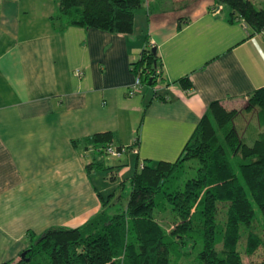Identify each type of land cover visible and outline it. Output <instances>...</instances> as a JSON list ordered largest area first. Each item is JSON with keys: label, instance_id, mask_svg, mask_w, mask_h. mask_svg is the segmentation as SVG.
I'll return each mask as SVG.
<instances>
[{"label": "crops", "instance_id": "obj_1", "mask_svg": "<svg viewBox=\"0 0 264 264\" xmlns=\"http://www.w3.org/2000/svg\"><path fill=\"white\" fill-rule=\"evenodd\" d=\"M178 1H148L124 34L64 25L56 0H0V264L31 233L80 227L102 209L108 188L87 168L98 159L86 139H138L135 172L174 162L213 101L238 109L264 86V33L214 0ZM154 47L161 83L130 95L132 64Z\"/></svg>", "mask_w": 264, "mask_h": 264}, {"label": "trees", "instance_id": "obj_2", "mask_svg": "<svg viewBox=\"0 0 264 264\" xmlns=\"http://www.w3.org/2000/svg\"><path fill=\"white\" fill-rule=\"evenodd\" d=\"M56 1L53 19L64 25L129 34L137 11L150 0ZM183 1L185 6L193 0ZM214 1L213 10L225 5L232 21L242 18L252 34L264 33V9L252 0ZM159 66L153 48L144 49L132 64L143 84L153 87L161 83ZM244 111L255 112L264 129V86L249 95L243 110L213 101L176 161L146 162L135 172L124 210H108L104 200L80 227L31 233L26 257L2 264H42L41 255L49 264H247L243 252L252 256L264 250V131L248 144L236 125ZM112 141V133H97L84 147L104 154L98 149ZM94 159L89 170L105 168L104 160ZM189 167L194 173H188Z\"/></svg>", "mask_w": 264, "mask_h": 264}, {"label": "rangeland", "instance_id": "obj_3", "mask_svg": "<svg viewBox=\"0 0 264 264\" xmlns=\"http://www.w3.org/2000/svg\"><path fill=\"white\" fill-rule=\"evenodd\" d=\"M166 1L168 0H165V2ZM252 1L256 5V7L264 9V0ZM152 7H154V4H152ZM224 7H226V10H229L227 6L224 5ZM140 9L146 11L149 8L145 5ZM246 104L247 100L245 102L242 101L239 104L238 109L243 110ZM236 125L240 134L244 137L245 141L248 144H253L255 140L260 137L261 132L264 131V129L261 128L257 122V114L253 111H244L243 113H241L236 118ZM92 153H94L95 157L98 160H104L105 164V168L94 169V173H97L98 175L94 176L93 181L96 182V186H98L100 189L102 188L101 185L107 186L108 191H105L103 195L104 200L110 203L109 206L112 208V211L117 212L124 210L127 206L128 199L132 190L130 177L134 174L136 170V163L134 160L135 157L133 156L135 154L134 151H124L122 153L121 159L120 157L111 156L106 153L99 154L98 152L94 151ZM129 154L130 161L128 163ZM90 157L91 159L93 158L91 154ZM123 168H126V171H121V169ZM127 169H129L130 171L128 172ZM194 171L195 169H193L192 167L188 168L189 174L194 173ZM242 242L243 244H245V238H243ZM243 258L247 264H264V250L262 247H260L257 252L252 256H248L243 252ZM39 259L42 264H49V258L46 255L39 256Z\"/></svg>", "mask_w": 264, "mask_h": 264}, {"label": "built area", "instance_id": "obj_4", "mask_svg": "<svg viewBox=\"0 0 264 264\" xmlns=\"http://www.w3.org/2000/svg\"><path fill=\"white\" fill-rule=\"evenodd\" d=\"M237 20H240L244 25H247L244 19L237 18ZM76 73L78 75H81L82 74V72L79 71V70H77ZM142 86H143L142 78H141V76L139 74H137L134 84L129 89V94L130 95H134L135 93H137L142 88ZM158 87H159V84H157L155 86L156 90H157ZM136 145H137L136 144V141H135L134 145L131 148L126 147V146H123V147L119 148L117 146H114L113 144H110V145L104 147L103 149L102 148H99L98 150L105 151L107 154H109L111 156L121 157L122 156V153L124 151L128 152L129 150H133L134 153H138V149H137V146Z\"/></svg>", "mask_w": 264, "mask_h": 264}, {"label": "water", "instance_id": "obj_5", "mask_svg": "<svg viewBox=\"0 0 264 264\" xmlns=\"http://www.w3.org/2000/svg\"><path fill=\"white\" fill-rule=\"evenodd\" d=\"M153 50L157 53V49L154 47ZM31 250V248L26 249L25 251H23L20 255V258H24L26 257V254Z\"/></svg>", "mask_w": 264, "mask_h": 264}]
</instances>
